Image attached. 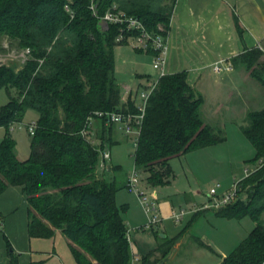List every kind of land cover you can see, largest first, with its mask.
<instances>
[{
    "label": "trees",
    "instance_id": "obj_1",
    "mask_svg": "<svg viewBox=\"0 0 264 264\" xmlns=\"http://www.w3.org/2000/svg\"><path fill=\"white\" fill-rule=\"evenodd\" d=\"M174 2L96 0L94 15L88 0H0V36L27 51L20 68L0 65V88L8 95L7 103L0 106V127L6 129L0 141V196L9 187L20 188L27 207L28 237L49 239L60 231L76 264L133 262L123 208L115 201L127 180L120 182L119 166L98 174L100 151L92 133L95 129L104 143L113 144L109 125L98 114H138L139 110L129 95L121 101L115 77L114 47L127 42L116 41L118 25L104 26L99 17L116 5L138 18L147 31L167 35ZM67 4L72 17L65 10ZM234 24L241 36L237 19ZM146 52L157 54L152 49ZM262 56L264 51L252 48L228 61L264 88ZM202 105L203 98L189 84L186 71L159 77L146 101L133 155L135 169L146 173L149 184L169 181L172 158L225 141L220 127L203 121ZM27 110L37 112L38 119L30 155L19 160L9 127L20 122ZM244 122L240 129L254 148L253 161L264 159V108L249 111ZM239 185L241 191L246 189L245 200L239 198L213 213L226 219L248 215L254 226L219 264H262L264 169ZM185 232L171 239L158 237L157 247L141 255L140 264H170L173 245Z\"/></svg>",
    "mask_w": 264,
    "mask_h": 264
},
{
    "label": "rangeland",
    "instance_id": "obj_2",
    "mask_svg": "<svg viewBox=\"0 0 264 264\" xmlns=\"http://www.w3.org/2000/svg\"><path fill=\"white\" fill-rule=\"evenodd\" d=\"M161 1L171 2V0ZM26 52L19 50L6 37L0 36V65L13 64L16 68H20L25 60ZM114 59L115 77L122 92L123 87L129 85L132 89L131 99L136 106H140L142 103L140 94L147 92L149 83L157 81L161 76L160 72L152 67L153 56L124 43L114 47ZM261 60H264V56ZM210 73L209 70L204 81L206 94L201 115L205 123L220 127L224 131L225 141L172 158L169 161L173 173L169 180L171 183L167 181L161 185H151L148 183L146 173L138 171L137 187L147 200H154L157 203V199L164 198L175 211L185 209L193 212L186 214L179 223L165 219L152 231L145 228L147 218L135 193L126 187L116 193V204L123 208L121 210L123 221L130 234L133 247L139 251L140 257L143 251L153 246L155 238L161 234L177 236L187 229V233L185 232L182 236V242L173 252L171 251L170 264H219L222 257L229 255L254 226V222L248 215L240 219L215 216L213 210L216 209L211 208L214 200L211 201L208 196L210 189L216 188V197H221L230 191L235 183L244 178L245 169L249 172L254 170V163L257 161H253L255 151L241 132L240 124L246 123L241 122V115H243L241 112L244 109L256 111L264 108V88L242 70L231 72L232 79L228 81V85L215 88L212 83L214 78L224 74L220 73L212 77ZM146 77L150 78V82L144 83ZM237 88L241 89L240 97L236 94ZM7 101L8 95L5 89L0 88V106L5 105ZM215 101H219V104ZM233 104L237 107L232 108ZM37 119V112L28 110L20 122L12 123L9 127L19 160H26L30 155L31 135L27 126L33 122L36 123ZM117 127L116 132L119 137L117 143L109 144L108 141L104 143L95 129L92 137L93 144L100 153L104 148L111 154V160L105 161V167L103 169L98 167V174L101 176L107 167L119 166L121 172L118 176L120 182H123L125 176H129L135 170L133 155L137 136L133 133L126 135L120 126ZM109 130L111 131V127ZM5 134L6 129L0 127V141ZM99 158L102 162L101 154ZM12 190H19V192ZM245 190H242L240 199L245 200ZM1 196L0 205L3 204L12 210L8 213L3 212V217L1 216L4 222L3 227L5 219L8 223L0 229V264H60L52 256L43 257L44 253L51 252H55L64 264H76L70 253L68 241L61 234L49 239L28 237L25 228L27 207L25 196L20 189H9ZM205 207L208 209L200 211ZM195 212L198 213L196 218L193 217ZM159 217L162 219L160 212ZM261 219L264 220V212L261 214ZM28 250L33 252L31 257L26 255V252H21ZM132 264H140L139 258L133 260Z\"/></svg>",
    "mask_w": 264,
    "mask_h": 264
},
{
    "label": "crops",
    "instance_id": "obj_3",
    "mask_svg": "<svg viewBox=\"0 0 264 264\" xmlns=\"http://www.w3.org/2000/svg\"><path fill=\"white\" fill-rule=\"evenodd\" d=\"M235 19L238 20L243 29L241 36L237 34L234 24ZM167 37L169 50L167 54L165 73L170 74L180 71H186L189 84L198 93H200L204 100L206 94V85L204 81L206 80L205 77L208 76L207 74L209 73V70L211 71L210 75L212 74V77L215 75H220V73H216L213 71V64L220 60L231 59L244 50L259 48L264 51V0H175L170 17ZM237 70L245 71L243 68H232L229 71L221 72L224 75L218 78H214L212 82L215 85V88H220L221 85L226 86L225 84L228 85V81L232 79L231 72ZM245 73L247 74L246 71ZM147 81L150 82L149 77L145 78L144 83H148ZM125 87H129L132 93L131 87L129 85H125L123 87V92L121 90V101L126 97V93L124 92ZM236 91V94L238 96L242 94L241 89L237 88ZM131 93H129L130 97ZM217 103L219 104V101H217L216 104ZM247 104L249 105V103ZM236 107L237 106L235 104L232 105V108ZM249 111V109H244V111L241 112L243 113V115H241V122L245 121L246 115ZM110 125L112 126H108L109 128L111 127L109 137L110 141L114 144L117 143L119 138L116 131L118 129L117 126L120 125ZM241 125L242 123L240 124V126ZM110 167H108V169H110ZM127 177L128 176L126 175V180ZM169 182L171 183V181ZM9 189L20 188L9 187L5 191ZM188 190L192 189L188 188ZM12 191L19 192V190ZM192 192L197 193V191L194 190H192ZM156 201L158 203L159 212L162 216V221L160 223L162 224L165 219H171V213L176 211L173 209L172 205H169V202L166 199L160 198ZM207 209L208 208H204L200 211H204ZM11 210H9L3 204L0 205V216L3 217V212L8 213ZM187 211L193 212L192 210ZM6 223H8L7 219H5V226ZM25 228L27 233V215ZM57 234H61L60 231L56 230L54 236ZM173 236L161 234L159 237L171 239L173 238ZM128 238L133 257L136 259L140 258L139 251L133 247L134 245L132 244V241L130 239L129 232ZM177 240L179 241H177L173 245L172 252L177 247V245L182 242V237ZM158 241V237H156L153 242V246L143 251L142 255H145L148 252L154 250L157 247ZM12 244H14V242ZM21 252H26V255H28L29 257L33 255V252H31L30 250ZM172 252L169 255V260L172 256ZM43 255V257L52 256L53 258L58 260L60 264H64L62 259L55 252L44 253ZM6 259H8L7 255Z\"/></svg>",
    "mask_w": 264,
    "mask_h": 264
},
{
    "label": "built area",
    "instance_id": "obj_4",
    "mask_svg": "<svg viewBox=\"0 0 264 264\" xmlns=\"http://www.w3.org/2000/svg\"><path fill=\"white\" fill-rule=\"evenodd\" d=\"M71 1L72 0H67L68 3H70ZM88 1H89V8L91 9L92 13L96 15L97 14L96 0H88ZM65 10L69 12L71 17L73 16L71 10L68 7V4L65 5ZM99 20L104 26H108L109 24L119 26V34L116 37L117 42L125 40L135 49H142L144 51L148 49H152L156 51L157 54L153 56L152 67L154 70L159 71L160 75L165 74V68L167 64V54L169 50L167 35L147 31L144 25L142 24V22L138 18L126 15L125 13L120 11L116 5H112L110 8H108L106 12L101 17H99ZM126 34L128 35L125 36ZM212 69L216 73H221L231 70L232 65L228 60H220L215 64H213ZM156 82L157 81L151 82L148 86V91L142 92L140 94L142 103L140 106H137L139 110L138 114H132L129 112H122V111H112V112L100 113L98 115L102 116L105 119L106 124H119L121 126V129L126 135L133 133L136 134V136H138L139 129L144 116L146 101L151 91L154 89ZM124 92H126V97H127L130 93L129 87H125ZM126 97L124 98L123 102L126 101L127 99ZM27 129L29 134L33 135L36 129V123L33 122L29 124L27 126ZM87 132L88 130L85 129L83 131V134L87 135ZM136 141H137V137L135 140V146H136ZM100 154L102 156V162L99 163V167L103 169L105 167V161L110 160V152L109 150L103 148ZM254 165L255 168L253 171L249 172L248 169L244 170V178L250 176L252 173L260 169H264V159H258L254 163ZM137 184H138V171L135 169L127 177L126 188L129 191L135 193L139 198V201L143 207L144 213L147 218V224L145 225V228L153 230L162 221V219H160L159 217V210L157 203L154 200L153 201L147 200L144 197L142 191L138 189ZM216 187H218V185H216ZM241 193L242 191L240 189L239 182L235 183L230 191H228L226 194L218 198L216 197V188H212L210 189L208 196L211 201L214 200V203L211 204V208L218 209L228 204H231L237 199H239ZM189 212L190 211L187 210H179L176 212H172L170 218L174 222L178 223ZM2 227H3V219L0 216V229ZM133 260H136V258L133 257ZM262 264H264V262H262Z\"/></svg>",
    "mask_w": 264,
    "mask_h": 264
}]
</instances>
